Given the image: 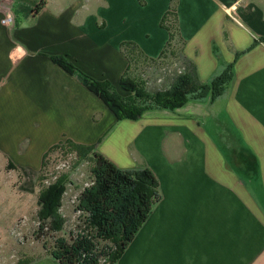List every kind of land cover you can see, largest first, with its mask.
I'll use <instances>...</instances> for the list:
<instances>
[{
	"label": "crops",
	"instance_id": "0c3cea01",
	"mask_svg": "<svg viewBox=\"0 0 264 264\" xmlns=\"http://www.w3.org/2000/svg\"><path fill=\"white\" fill-rule=\"evenodd\" d=\"M65 1L0 0V20H14L0 24V163L36 175L44 153L69 139L97 144L120 169H148L160 199L114 264H264V0ZM128 42L148 62L169 42L202 84L230 65L231 79L213 100L116 121L53 59L117 86ZM155 71L143 60V79Z\"/></svg>",
	"mask_w": 264,
	"mask_h": 264
},
{
	"label": "trees",
	"instance_id": "16d2710c",
	"mask_svg": "<svg viewBox=\"0 0 264 264\" xmlns=\"http://www.w3.org/2000/svg\"><path fill=\"white\" fill-rule=\"evenodd\" d=\"M41 5L42 2L37 4L33 12H38ZM163 20L166 22L171 42L173 34L176 33V16L170 11ZM169 42V49L166 48L158 60L149 62L139 55L135 44L125 43L122 51L128 59V67L117 86L107 80L100 81L80 74L63 58H54L53 61L69 73L76 72L83 85L105 104L116 121H136L141 118L143 112L150 109L174 110L182 107L188 99L209 97L213 100L220 96L231 79L232 65L208 84H202L198 80L194 65L188 60H179L177 55L171 52ZM143 60L156 68V74L151 75L149 79L154 77L158 83L162 82V76L157 73L158 67L162 64L178 67L166 81L157 85L154 80L150 83L149 79L135 75L138 64ZM59 152L72 153L79 161H87L90 182L79 191L74 201V210L81 217L78 230L71 233L69 239L55 238L49 246L43 242L42 248L46 255L59 264H114L160 199L156 179L146 168L136 171L118 168L97 151V144L80 145L65 139L44 153L39 182L44 180L43 172L50 159ZM62 188V182L59 180L51 186L41 187V222L36 234L37 239L43 230L56 231L63 224L58 214V199ZM46 219L49 220L48 224H45ZM28 259L24 258L18 264L33 262V259Z\"/></svg>",
	"mask_w": 264,
	"mask_h": 264
},
{
	"label": "rangeland",
	"instance_id": "374dc122",
	"mask_svg": "<svg viewBox=\"0 0 264 264\" xmlns=\"http://www.w3.org/2000/svg\"><path fill=\"white\" fill-rule=\"evenodd\" d=\"M22 9L17 8L18 17L21 16ZM96 19L97 23H100V18ZM177 67L178 65L162 64L157 71L160 73L158 76H162V82L158 83L154 77L148 78V81L151 83V80H154L157 85L162 84ZM135 75L143 78L142 62L138 64ZM49 162L41 182L38 178L39 172L30 175L18 171L9 161L6 163L2 160L0 163V264H18L24 258L36 262L48 256L46 253L42 255L43 242L49 246L57 237L69 239L71 233L81 225V217L74 210V201L79 191L90 182L88 162L79 161L74 154L67 152L55 153ZM57 180L62 182L63 186L58 199V214L63 224L56 231L43 230L37 239L36 234L41 222V187L51 186ZM48 222L46 219L45 224Z\"/></svg>",
	"mask_w": 264,
	"mask_h": 264
},
{
	"label": "built area",
	"instance_id": "2783aa9c",
	"mask_svg": "<svg viewBox=\"0 0 264 264\" xmlns=\"http://www.w3.org/2000/svg\"><path fill=\"white\" fill-rule=\"evenodd\" d=\"M13 17L12 15L8 14L6 16H4L1 20H0V24L2 26H10L13 23Z\"/></svg>",
	"mask_w": 264,
	"mask_h": 264
}]
</instances>
